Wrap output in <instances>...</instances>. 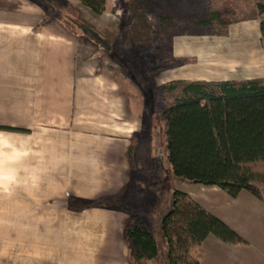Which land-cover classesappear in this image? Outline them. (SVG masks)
I'll return each mask as SVG.
<instances>
[{
    "label": "crops",
    "instance_id": "0c3cea01",
    "mask_svg": "<svg viewBox=\"0 0 264 264\" xmlns=\"http://www.w3.org/2000/svg\"><path fill=\"white\" fill-rule=\"evenodd\" d=\"M115 1L96 15L93 38L68 35L60 20L45 22L42 14L0 0V127L10 129L0 131V217L9 245L0 264H75L74 253L83 254L85 264H132L125 227L137 215L151 231L144 218L158 204L139 196L146 189L135 171L144 151L139 138L153 136V114L136 72L113 52L123 28ZM138 1L151 12L153 26L158 9L162 21L178 29L164 31L160 86L264 82L258 10L264 0H162V12L161 1ZM205 6L210 12L196 18ZM150 140L144 152L151 156ZM175 189L243 241L209 236L193 250L201 264H264V189L261 198L247 191L233 198L203 185L178 183ZM71 198L103 199L107 206L77 213L68 207ZM44 250L67 255L47 258Z\"/></svg>",
    "mask_w": 264,
    "mask_h": 264
},
{
    "label": "trees",
    "instance_id": "16d2710c",
    "mask_svg": "<svg viewBox=\"0 0 264 264\" xmlns=\"http://www.w3.org/2000/svg\"><path fill=\"white\" fill-rule=\"evenodd\" d=\"M96 15L106 12L112 0H79ZM142 2L130 0L126 14L129 32L137 43L152 44L155 29L151 12ZM264 42V2L258 4ZM182 97L165 111L166 161L181 182L218 187L231 197L247 191L262 197L264 189V82L177 83ZM177 84L167 89L175 91ZM10 130L0 127V131ZM102 200L77 207L85 210ZM93 205V206H92ZM164 247L145 224L133 215L125 227L132 264L160 259V264H201L193 250L214 235L226 243L242 239L189 195L172 190L170 203L159 214ZM146 261V262H145Z\"/></svg>",
    "mask_w": 264,
    "mask_h": 264
},
{
    "label": "rangeland",
    "instance_id": "374dc122",
    "mask_svg": "<svg viewBox=\"0 0 264 264\" xmlns=\"http://www.w3.org/2000/svg\"><path fill=\"white\" fill-rule=\"evenodd\" d=\"M11 2H16V5L23 10H29L30 14H42L43 20L54 21L57 19L60 20L64 25H60L61 31L68 33L71 36H78V35H87L88 37H95V34L89 33L92 27H96L100 23V18L96 16L93 12L89 9L88 11H79L77 5L74 6V1L71 0H6ZM113 1V0H112ZM111 1V2H112ZM128 3L130 0H127ZM161 1V2H160ZM110 2V3H111ZM160 2L159 10L162 12L163 10V3L162 0H158ZM121 0L115 1L116 7L115 12L123 17V28L121 27V36L122 39L114 42L113 45V52L117 54L119 58H121V62L126 66L128 72H136V77L138 78L139 83L146 89L144 92L147 94L150 104L149 110H151L153 116V136H150L146 133V136L143 135L139 139L138 150L146 151L147 147L146 144L149 143L146 140H150V150H152V155H148L144 151L141 153L142 157L140 156V162L138 166H136V180L137 182L141 183L146 189V192L140 193L139 196L143 197L146 200L156 201L158 204L155 210L152 211V214L146 215V222L150 225L151 231L154 233L157 242H159L164 247V242H162L161 238V224L159 214L164 209V206H168L170 203V198L172 194V190L175 189L176 184L180 183L183 186H195L194 184L186 183L178 181L174 178V175L171 171V168L166 161L167 151H166V122L164 118V113L175 102V99L182 97V88L183 85L177 84V82L168 83L167 85L160 86L158 84L157 73L163 71V67L161 65L164 64V55H165V44H163L164 40V31L174 32L178 30L176 28H170L166 23L162 21L160 17L164 15V13L153 12L155 24L158 26H154L155 29V38L152 44L146 43H137L132 40V35L129 32V16L126 14L127 4ZM27 4V5H26ZM221 5V4H218ZM203 13L195 14L196 18H201V16H207L208 12H210V7H203ZM221 10L224 8L219 6ZM19 9V10H20ZM146 9V7H145ZM189 11L184 13L187 14ZM28 13V12H25ZM157 13V14H155ZM194 15V16H195ZM44 24L41 26L44 27ZM188 24V23H186ZM186 24H183L182 27H187ZM167 25V27H165ZM186 25V26H185ZM40 26V27H41ZM91 27V28H90ZM164 27V29L162 28ZM166 28V29H165ZM186 30V29H184ZM88 32V33H86ZM96 39V38H95ZM168 40V39H167ZM165 40V41H167ZM156 51V52H154ZM152 55H151V54ZM116 61V59H114ZM148 62H147V61ZM157 80V83H156ZM177 84V89L175 91H170L167 89L170 85ZM146 148V149H145ZM142 160V161H141ZM138 196V197H139ZM90 200H80L77 198H71L68 207L72 209L74 205L75 212L80 213L84 210H78L77 207L82 206L83 204L90 203ZM93 206V205H92ZM107 206V201L102 199V202L97 204V206L90 207V208H105ZM89 209V208H87ZM145 208L141 209V212H144ZM1 215V212H0ZM7 221L1 219L0 217V257H4L6 248L3 246L7 245V241L4 238V228ZM12 239V238H11ZM16 239V238H15ZM13 240V239H12ZM12 243H16L13 240ZM12 247L19 246V244H12ZM9 246V245H7ZM20 252L15 253L12 257L13 261H18L20 259ZM55 256H63L67 255V253H53ZM50 252L44 250V255L48 258L51 255ZM165 253L162 254L160 259H157L152 262H146L144 264H160L164 260ZM73 256L75 257V264H85L86 260L83 258V254L74 253ZM88 259V258H87ZM3 261V258L0 259ZM90 261V260H88Z\"/></svg>",
    "mask_w": 264,
    "mask_h": 264
},
{
    "label": "water",
    "instance_id": "95a60500",
    "mask_svg": "<svg viewBox=\"0 0 264 264\" xmlns=\"http://www.w3.org/2000/svg\"><path fill=\"white\" fill-rule=\"evenodd\" d=\"M88 31H91V30H88ZM96 35V34H95ZM97 36V35H96ZM99 39V38H98Z\"/></svg>",
    "mask_w": 264,
    "mask_h": 264
}]
</instances>
